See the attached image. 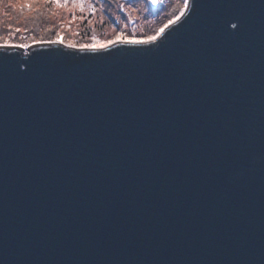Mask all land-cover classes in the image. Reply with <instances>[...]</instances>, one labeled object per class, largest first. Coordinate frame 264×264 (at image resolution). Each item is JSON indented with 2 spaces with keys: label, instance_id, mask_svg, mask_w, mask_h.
<instances>
[{
  "label": "water",
  "instance_id": "obj_1",
  "mask_svg": "<svg viewBox=\"0 0 264 264\" xmlns=\"http://www.w3.org/2000/svg\"><path fill=\"white\" fill-rule=\"evenodd\" d=\"M27 47L0 43V264H264V0Z\"/></svg>",
  "mask_w": 264,
  "mask_h": 264
},
{
  "label": "rangeland",
  "instance_id": "obj_2",
  "mask_svg": "<svg viewBox=\"0 0 264 264\" xmlns=\"http://www.w3.org/2000/svg\"><path fill=\"white\" fill-rule=\"evenodd\" d=\"M186 2L157 0L154 7L151 0H0V29L4 31L0 33V43L20 44L26 50L30 43L44 39L78 46L139 41L178 17ZM180 6L183 9L178 12ZM15 18L19 22L27 18L40 20L41 24L48 21V25L31 38L18 23H9Z\"/></svg>",
  "mask_w": 264,
  "mask_h": 264
},
{
  "label": "trees",
  "instance_id": "obj_3",
  "mask_svg": "<svg viewBox=\"0 0 264 264\" xmlns=\"http://www.w3.org/2000/svg\"><path fill=\"white\" fill-rule=\"evenodd\" d=\"M172 8V7H171ZM183 9V6H180V9L178 10V12ZM10 24H13L15 26H22L23 28H25L27 31H26V34L27 35H30L31 38L39 35L41 33V31L43 30V28L48 25V21H44L45 24H41L40 20L39 22L38 21H35L34 19H30V18H27L25 21L23 22H19L16 18L13 20V21H10L9 22ZM18 23V25H17ZM44 26V27H43ZM4 31H2V29H0V33H2ZM30 33V34H28ZM29 38V39H31ZM18 40V42H22L21 39H16ZM0 41H1V38H0Z\"/></svg>",
  "mask_w": 264,
  "mask_h": 264
},
{
  "label": "snow or ice",
  "instance_id": "obj_4",
  "mask_svg": "<svg viewBox=\"0 0 264 264\" xmlns=\"http://www.w3.org/2000/svg\"><path fill=\"white\" fill-rule=\"evenodd\" d=\"M233 27H235V25H233Z\"/></svg>",
  "mask_w": 264,
  "mask_h": 264
}]
</instances>
